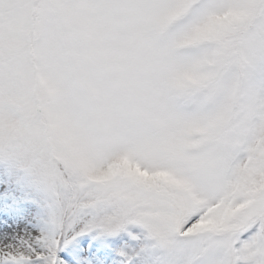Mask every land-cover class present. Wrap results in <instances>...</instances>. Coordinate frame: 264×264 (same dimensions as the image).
I'll use <instances>...</instances> for the list:
<instances>
[{"label": "snow or ice", "instance_id": "1", "mask_svg": "<svg viewBox=\"0 0 264 264\" xmlns=\"http://www.w3.org/2000/svg\"><path fill=\"white\" fill-rule=\"evenodd\" d=\"M0 264H264V0H0Z\"/></svg>", "mask_w": 264, "mask_h": 264}]
</instances>
